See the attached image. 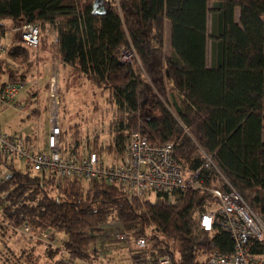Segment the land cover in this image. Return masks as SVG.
Instances as JSON below:
<instances>
[{"label":"trees","instance_id":"trees-1","mask_svg":"<svg viewBox=\"0 0 264 264\" xmlns=\"http://www.w3.org/2000/svg\"><path fill=\"white\" fill-rule=\"evenodd\" d=\"M210 1L105 0L107 11L99 14L94 0H0V31L30 22L52 26L54 38L44 39L41 27L37 47L24 44L19 31L11 33L7 55L33 64L38 51H46L107 91L117 105L114 144L95 141L91 147L74 140L76 150L121 156L127 135L138 129L153 142L173 143L177 159L201 169L205 186L227 189L229 182L264 214V0ZM126 49L135 53L133 59H123ZM2 69L6 81L23 77ZM67 131L62 127L66 148ZM15 136L32 142V136ZM204 152L220 171L206 167ZM12 169L0 187V223L17 236H27L21 228L28 224L27 241L42 242L54 249L53 256L60 248L51 242L65 231L69 257L61 263L80 258L95 264V244L111 221L127 236L147 241L131 254L132 264H159L164 254L173 264H204L213 251L233 250L219 217L211 230L201 225L202 213L217 207L208 189H187L171 201L162 190L136 195L116 183ZM251 251H264V243L256 242Z\"/></svg>","mask_w":264,"mask_h":264},{"label":"built area","instance_id":"built-area-1","mask_svg":"<svg viewBox=\"0 0 264 264\" xmlns=\"http://www.w3.org/2000/svg\"><path fill=\"white\" fill-rule=\"evenodd\" d=\"M14 31L20 32L21 41L26 45L37 47L40 44L39 24L30 22L22 27H6L4 32L0 31V63L9 50L6 36ZM131 55L132 52L126 49L122 57L131 60ZM23 85L21 81H6L0 86V103L12 101ZM51 115V131L44 147L34 146L0 127V154L6 160L0 166V187L13 171L12 167H19L43 172L57 179L77 177L116 183L129 194L147 196L162 190L168 193L171 201H175L178 193L187 189H208L213 193L217 207L202 213L201 225L204 229L211 230L219 217L221 225L231 234L234 247L227 253L213 251L204 264H264V251H251L256 242L264 243V214L256 211L231 183L227 181V189L205 186L203 178L199 176L201 169H191L177 159L173 143L153 142L138 129L128 134L124 153L118 159L114 158V161H106L104 155L107 154L96 151L73 153L66 148L61 138L62 126L56 108L52 109ZM204 154L206 167H215L220 171L212 155L206 152ZM7 194L8 191L5 190L1 193L3 197ZM25 226L28 231L24 232L29 234L30 226ZM127 235L124 231L115 234L116 237L131 238ZM137 242L140 247L147 244L143 237L137 238ZM158 263L173 264L168 254L161 255Z\"/></svg>","mask_w":264,"mask_h":264},{"label":"rangeland","instance_id":"rangeland-1","mask_svg":"<svg viewBox=\"0 0 264 264\" xmlns=\"http://www.w3.org/2000/svg\"><path fill=\"white\" fill-rule=\"evenodd\" d=\"M209 17V28H211V14ZM41 27L44 39L48 35L54 38L55 31L52 26L41 22ZM10 34L6 36L8 44L13 41ZM166 50L167 53H170L171 45L168 40ZM38 54L40 59H37L33 64L13 59L7 53L3 56V62L0 63V86L9 79V75L2 68L12 75L21 74L23 77L16 81H21L24 85L12 101L0 103V127L10 134L32 136L31 144L44 147L51 131L52 109L56 108L61 126L68 129L67 137L70 145L67 147L71 152L83 151L76 150L74 140L82 146L88 144L92 147L95 141L99 146L113 145L116 137L115 130L119 129V122L116 124L117 117L115 115L118 108L111 102L109 93L95 86L84 76H76L71 71L74 70L72 67H65L60 62L53 60L48 52L39 50ZM208 56L210 63V40ZM134 57L135 53L132 52L130 58ZM27 60L29 59L27 58ZM1 65L3 66L1 67ZM11 81L16 82L15 80ZM166 103L168 105V102ZM37 109L39 114L35 113ZM146 110L147 108H145ZM111 153H113L111 156L104 155L106 161H114L113 157L118 159L119 156L116 153ZM22 229L28 231L26 226H23ZM12 231L14 229L7 227L5 229L0 223V264H64L61 263V260L66 261L69 257V253L63 248L64 241L68 237L65 231H57L56 241L51 242L54 247L60 248L54 256L51 255L54 249L46 250V246L40 241L32 245L27 241L29 238L27 233V236H17L16 233L12 234ZM118 231L123 232L124 230L119 225L113 224L112 221L106 225L105 233L95 244L100 249L95 264H132L131 254L142 250L136 238L116 237L115 234ZM40 237L43 238V235ZM29 248L32 250L29 251ZM92 261L75 258L73 264H87Z\"/></svg>","mask_w":264,"mask_h":264},{"label":"water","instance_id":"water-1","mask_svg":"<svg viewBox=\"0 0 264 264\" xmlns=\"http://www.w3.org/2000/svg\"><path fill=\"white\" fill-rule=\"evenodd\" d=\"M93 8L96 13L104 14L107 11L105 0H94Z\"/></svg>","mask_w":264,"mask_h":264},{"label":"crops","instance_id":"crops-1","mask_svg":"<svg viewBox=\"0 0 264 264\" xmlns=\"http://www.w3.org/2000/svg\"><path fill=\"white\" fill-rule=\"evenodd\" d=\"M168 42L170 43V32H168ZM1 61H3L2 59H1Z\"/></svg>","mask_w":264,"mask_h":264}]
</instances>
